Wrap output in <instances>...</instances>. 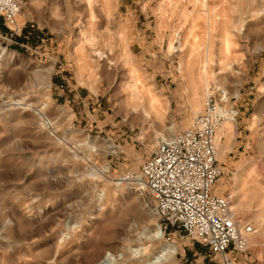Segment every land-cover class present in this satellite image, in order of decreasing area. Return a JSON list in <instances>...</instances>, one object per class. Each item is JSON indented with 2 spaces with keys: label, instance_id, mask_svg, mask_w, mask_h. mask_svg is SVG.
Listing matches in <instances>:
<instances>
[{
  "label": "rangeland",
  "instance_id": "rangeland-1",
  "mask_svg": "<svg viewBox=\"0 0 264 264\" xmlns=\"http://www.w3.org/2000/svg\"><path fill=\"white\" fill-rule=\"evenodd\" d=\"M15 1L20 31L0 20V264H145L168 246L172 264H219L117 182L211 90L236 113L216 134L217 190L255 231L245 259L264 264V0ZM133 84L160 120L125 104Z\"/></svg>",
  "mask_w": 264,
  "mask_h": 264
},
{
  "label": "built area",
  "instance_id": "built-area-1",
  "mask_svg": "<svg viewBox=\"0 0 264 264\" xmlns=\"http://www.w3.org/2000/svg\"><path fill=\"white\" fill-rule=\"evenodd\" d=\"M19 12L15 0H0V20L10 34L20 31ZM225 101L222 90L206 92L188 127L159 140L138 171H124L117 182L149 199L164 231L176 229L179 239L198 243L219 264H241L246 238L254 230L240 225L230 210L232 195L217 190L222 171L216 134L227 117Z\"/></svg>",
  "mask_w": 264,
  "mask_h": 264
},
{
  "label": "bare ground",
  "instance_id": "bare-ground-1",
  "mask_svg": "<svg viewBox=\"0 0 264 264\" xmlns=\"http://www.w3.org/2000/svg\"><path fill=\"white\" fill-rule=\"evenodd\" d=\"M53 68L51 67L48 71L52 72ZM206 71H207V63H205L202 67V71H201V76L200 78L203 80V82L206 83ZM206 88H207V84H205ZM142 87V85H141ZM125 91H128L127 93V97L125 99V104L127 106H130L132 109V113L137 114L138 116H140L143 119L149 120L151 121L152 119H158L160 120L163 114V111H161L158 107H159V103H158V99L156 100L155 96L152 94L151 91H147L146 96L143 94V91L140 90V88H138L137 85L133 84L132 86H127V88L125 89ZM236 90L234 92V96H236ZM146 97H148V99H145ZM225 108V107H224ZM226 112V120L225 122L222 123V125H220V127H222L226 133H229V128L232 126H234V116L236 115L235 112H233L232 110L229 109H224ZM227 122H230L228 124H230V126L228 125H224ZM219 127V128H220ZM219 130V129H218ZM160 131V130H159ZM162 138H167V139H162L164 141L170 140L173 136V126L166 129L165 130V135L160 134ZM108 149H111L112 146H108ZM223 152L225 153L226 148L222 147ZM218 158V155H217ZM238 206V204L236 205ZM240 207V206H239ZM230 210L232 211V206H230ZM150 214V213H149ZM152 216V214H151ZM261 220V219H260ZM259 220V221H260ZM258 223V221H256ZM255 233V231H254ZM252 233V234H254ZM162 233L158 230L156 233H154L153 237L155 239H160L162 238ZM251 234V235H252ZM249 235V236H251ZM249 236H247L246 241L248 242V239L250 240ZM145 253V250H133L132 252H129V256H130V260H135L137 261L139 258H141ZM176 253L175 248L168 246L166 247V249L162 250L161 254L155 258V260L153 262L151 261H147L145 262V264H172V256ZM106 256V255H105ZM104 256V257H105ZM102 258V261L99 264H128L129 259L127 257H125L123 254H119V255H113V254H108L105 258ZM98 264V263H97Z\"/></svg>",
  "mask_w": 264,
  "mask_h": 264
},
{
  "label": "crops",
  "instance_id": "crops-1",
  "mask_svg": "<svg viewBox=\"0 0 264 264\" xmlns=\"http://www.w3.org/2000/svg\"><path fill=\"white\" fill-rule=\"evenodd\" d=\"M241 264H256V263H253L252 261H249L245 259L244 256L241 257Z\"/></svg>",
  "mask_w": 264,
  "mask_h": 264
}]
</instances>
